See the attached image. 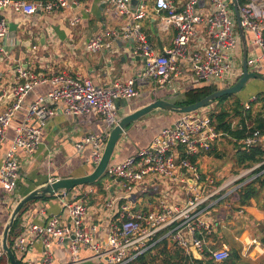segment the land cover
<instances>
[{"label":"built area","instance_id":"obj_1","mask_svg":"<svg viewBox=\"0 0 264 264\" xmlns=\"http://www.w3.org/2000/svg\"><path fill=\"white\" fill-rule=\"evenodd\" d=\"M108 1L111 12L128 19L120 30H110L106 34H111L114 42L131 43L132 52L145 60L144 69L123 81L98 88L87 77L67 72L46 76L30 70L32 62H19L13 83L0 91V146L8 139L9 131L14 132L0 165V186L6 193L11 194L18 187L19 152L30 157L39 149L43 130L56 116L60 104L64 105L62 111L65 115L105 120L109 131L105 138L89 134L75 145L78 151H83L87 145L92 147L87 162L94 168L102 159L110 131L121 119L119 102L137 98L140 86L155 84L154 91L169 87L185 75L180 64L191 70L190 84L215 85L218 90L234 86L243 76L242 46L233 0H183L180 5L170 0H156L155 9L163 14L160 26L175 29L173 45L164 53H158L142 31L141 22L147 16L144 3L133 7L134 0ZM236 1L242 27L252 36L251 44L255 50L248 55L249 71L260 73L264 71V0ZM80 3L81 0H0V54L10 59L16 48L10 23L2 15L5 10L32 16L37 12L53 14ZM78 21V18L71 20V25L75 26ZM109 47L103 36L91 40L86 50L99 52ZM46 84L52 89L33 101L23 122L13 127L14 117L23 110L25 98L35 88ZM257 101L256 95L251 96L243 103L245 111L252 110ZM212 106L177 115L173 125L162 129L147 148L108 167L103 188L109 191L108 182L119 181L124 188L119 200L124 204L118 206L117 219L110 225L105 238L97 239V228L85 225L90 211L87 197L94 189L84 195H75L72 190L68 194L56 195L62 197L63 209L70 222L64 223L61 215H50L41 224L27 220L12 250L23 257L36 245H42L44 257L41 264H53V245L66 243L70 252L68 264L82 263V248H87L94 257L107 264H136L141 257L153 253L160 243L167 241L202 262L193 264H206L207 261L222 264L229 260V249L208 248L205 236L211 229L203 217L208 208L220 200L213 202L214 198L232 196L259 176L252 173L254 176L250 175V179L239 183L237 178L222 187L216 186L215 179L202 176L199 160L213 150L222 136L213 124L216 118L212 116ZM246 129L249 132L242 140V149L250 152L260 148L264 152V133L254 131L248 123ZM263 165L264 162L251 172ZM161 179L168 186L164 185L162 189L158 207L150 211H134L133 205L143 187ZM180 186H187L188 197L186 201L175 202L171 191ZM114 204L115 201H111L108 206L113 208ZM4 254L0 252V257Z\"/></svg>","mask_w":264,"mask_h":264},{"label":"crops","instance_id":"obj_2","mask_svg":"<svg viewBox=\"0 0 264 264\" xmlns=\"http://www.w3.org/2000/svg\"><path fill=\"white\" fill-rule=\"evenodd\" d=\"M170 1L180 5L183 0ZM155 2L156 0H134L133 7L141 3L147 6V16L141 22L142 31L155 50L158 53H164L173 45L175 29L173 27L163 29L160 26L159 22L163 14L156 11ZM2 15L13 27L10 31L16 48L10 59L0 54V91L3 87H8L13 83L16 75L15 69L19 62H32L29 66L30 70L46 76L67 72L87 77L98 88L132 77L145 67V60L132 52L131 43L114 42L112 35L106 34L110 30H120L127 24L128 19L126 16H117L111 12L108 0H81L79 5L53 14L37 12L32 16H24L8 9ZM75 18L79 21L72 26L71 20ZM55 27L64 32V35L60 37ZM103 36L105 42L110 44L108 49L99 52L86 50L91 40ZM246 36L251 54L255 51L251 44L252 36L250 35L251 39L247 34ZM184 69L188 70V66ZM259 72L264 74V71ZM190 82L192 80H187L184 75L169 87L167 85L164 88H156L155 91L153 90L156 87L155 84L140 86L137 98L119 102V116L123 118L151 104L156 99L176 93L182 94L192 85H198L190 84ZM51 89L52 86L49 84L35 88L25 98L23 110L16 113L13 127L23 122L28 106L38 97L46 95ZM254 95L257 94L250 96ZM9 101L8 104H10ZM63 107V104L57 106L56 116L47 122L39 149L30 157L24 152H19L20 177L15 192L6 193L0 186V252H3L4 230L14 209L25 196L58 179L83 177L94 170L93 166L87 162L92 155V147L87 145L83 151H78L75 145L89 134L105 138L109 132L107 124L101 117L89 119L65 115L62 111ZM177 118V114L164 112H156L143 118L120 140L112 158V164L120 163L147 148L160 131L172 126ZM246 123L249 124V122ZM220 134L221 137H227L234 144H238L239 149L244 151L242 149L243 139L237 141L230 134L221 132ZM13 138L14 132L10 130L8 139L0 146V165ZM220 138L213 146V150L199 160L202 176L215 179L218 187L234 180L235 172L240 166L238 159L234 162L235 152L223 148L219 142ZM263 171L257 175L264 177ZM108 183L110 184L109 191L103 188L104 182L97 186H82L74 189L75 195H84L91 188L94 189L87 197L90 211L85 225L97 228L96 236L99 240L108 234L110 225L117 219L116 210L123 203L119 200L124 193L121 189L122 184L119 181ZM164 185L168 186L165 180L161 179L144 186L143 191L138 194L139 196L137 195V201L133 205L134 211L156 209ZM256 188L259 190L257 197L250 198L245 204L240 194L214 198L213 202L220 200L209 207L203 217L206 225L211 229L205 236L208 248L213 250L227 248L231 255L237 252L243 264H264V185L256 184ZM171 197L175 202L186 201L187 186L173 187ZM111 201H115L113 208L108 206ZM50 215H61L64 223L70 222L68 213L63 209L62 197L52 196L36 200L28 205L21 216L19 231L27 220L41 224ZM168 243L173 247V243ZM52 253L53 264L69 263L70 252L66 243L54 244ZM80 256L81 264H107L94 257L93 252L87 248L81 249ZM43 257V246L38 244L29 254L20 257L19 260L20 262L22 260L21 264H41Z\"/></svg>","mask_w":264,"mask_h":264},{"label":"water","instance_id":"obj_3","mask_svg":"<svg viewBox=\"0 0 264 264\" xmlns=\"http://www.w3.org/2000/svg\"><path fill=\"white\" fill-rule=\"evenodd\" d=\"M203 4L204 2L201 3L202 6ZM233 8L237 19L238 31L240 34L241 46L243 51L242 54L243 76L240 78V80L234 86L222 90H217L216 92L210 94L209 96L203 98L202 100L190 105L176 104L174 100L179 98L181 95V93H176L172 96L156 99L151 104L145 106L144 108L134 111L121 118L119 124L110 131L102 159L100 163L96 167H94V170L91 174L78 178L58 179L52 183L47 184L42 188H39L31 192L19 202V204L14 209L12 216L4 230L3 239H2L3 252H5V254L7 255L11 264H21L17 255L9 246V236L16 220L19 217L21 210L32 201L40 200L45 197L56 196L62 193L68 194L75 188L88 186L103 179L108 167L112 164V158L114 156L118 143L123 138V136L127 132H129L137 123H139L143 118L156 112H164L167 114H177V115L196 112L213 105L217 100L223 97L238 95L242 93L243 90L246 89V87L253 81H260L264 84V74L254 73L249 71V67H248L249 45H248L246 32L241 24V16L238 9V3L236 0H233ZM10 30L11 31L13 30L12 26H10ZM55 30L60 37L62 36V34L64 35V32L60 31L58 27H55Z\"/></svg>","mask_w":264,"mask_h":264},{"label":"trees","instance_id":"obj_4","mask_svg":"<svg viewBox=\"0 0 264 264\" xmlns=\"http://www.w3.org/2000/svg\"><path fill=\"white\" fill-rule=\"evenodd\" d=\"M217 90L212 86L205 83L198 84L191 86L190 88L186 89L184 92H182L181 97L183 96V101L178 103V105H190L193 103H196L203 98L209 96L210 94L216 92ZM230 96L223 97L218 101V104H224L226 100H228ZM257 102L254 104V106L258 103H263L264 105V95L257 94ZM178 102V101H177ZM236 109L235 112H237V115L242 114L244 108L243 104L240 101L236 102L235 105ZM216 116V117H215ZM213 116L217 120V130L221 133H227L232 135L237 141L242 140L246 137L245 131H246V122H249L250 125H252L255 130H261L264 133V113H260L257 116H254L251 114V110L245 112V117L241 121V126L243 127L242 130H237V132H233L231 130V123L228 120V117H230V114L228 111H222L220 114H216ZM240 150V149H239ZM264 161V152L261 151L260 148H254L250 152L246 151H239V163L240 165L249 167L250 164H259ZM264 170V165L256 169L254 172L256 174L262 172ZM103 179L99 180L98 182L88 185V186H97L102 184ZM256 184H259L260 186L264 185V177L259 176L257 179H255L253 182L243 186L239 194L241 195L242 202L245 204L250 198L257 197L258 191L256 188ZM85 187V186H84ZM48 197H45L43 199H47ZM34 201L30 202L28 205L33 203ZM28 205H26L20 212L18 219L16 220L10 236H9V246L12 248L15 239L18 237L22 229L19 231L20 228V221L21 216L23 212L27 209ZM174 247V248H173ZM169 246V243L167 241H164L160 243L157 248L155 249L154 253L158 251L157 255L163 258L168 252H171V248H173L176 252L172 255H169V258L171 256L170 260H166L165 264H170L171 260L175 261L174 264H193V263H202L201 261L197 259H193L189 257L185 251L180 249L179 247H175V245ZM177 248V249H176ZM153 253H150L148 255H145L141 257L136 264H149L151 259L152 263L154 264L153 258L150 256ZM19 257V256H18ZM20 258V257H19ZM11 264L6 254H4L2 257H0V264ZM22 262V260H21ZM206 264H217L213 261H207ZM222 264H243L241 256L235 252L231 255L230 259L225 261Z\"/></svg>","mask_w":264,"mask_h":264},{"label":"rangeland","instance_id":"obj_5","mask_svg":"<svg viewBox=\"0 0 264 264\" xmlns=\"http://www.w3.org/2000/svg\"><path fill=\"white\" fill-rule=\"evenodd\" d=\"M247 35H248V38L250 37V39H251L250 34H247ZM263 35H264V32H263ZM241 53L243 54L242 49H241ZM242 58H243V56H242ZM180 67L185 68V66H183V64H180ZM185 73L187 74V75L185 74L187 80L191 81L192 80L191 70H189V69L185 70ZM213 87L216 90H218L217 86L214 85ZM253 94L264 95V84L262 82H260V81L251 82L246 87V89L243 90L242 93H240L238 95L230 96V98L228 100H226V102L224 104H218V101H216L213 104L212 109H211V111L214 112V114L212 116H215L216 114H220L222 111H228L229 114H230V117H228V120L231 123V130L232 131L234 130L233 132H237L235 130H242L243 127L241 126V121L244 118L245 111L243 110L242 114L237 115V112H235V109H236L235 105H236L237 101L242 102V101L248 100L251 97L250 95H253ZM182 101H183V96L182 97L180 96L178 99H176L175 103L178 104L179 102L181 103ZM260 113H264V105H263V103H259V104L257 103L255 105V107H253L252 110H251V114L254 115V116H257ZM216 122H217V120L214 119L213 124L217 128V123ZM252 128H254V127L251 125V129ZM248 132H249V130L246 129L245 134H247ZM219 142H220V145L223 148H225V149L227 148L228 150H232V152H235L234 153V155H235L234 162H237V159L239 160V153L238 152L240 151L238 144H236V143L234 144V142L232 140H230L229 138H227V137H221ZM261 163H259V164H261ZM255 165H258V164H250L249 167L240 165L238 167V169L236 170V172H235V176H234L235 178L234 179L239 178V180H238L239 183H240V181H243V180H246V179H250L252 176H254V174H252V173H255V172H254V170H253V172H251V170L253 169V167L254 168L256 167ZM241 175H243V176H241ZM250 175H252V176H250ZM105 178L106 177L104 176L102 183L106 180ZM238 181H236V183H238ZM121 189L123 190L124 188L121 186ZM239 191L240 190H237V192H235L234 194L235 195L239 194L238 193ZM175 247H177V246L175 245ZM173 248H171L170 249L171 252H168L163 258H161L160 256L157 255L158 251L155 252L154 254H152L150 257L153 258L154 264H165L166 260H170L171 256L169 258V255H172L173 253L176 252ZM148 260H150L149 264H153L150 258H148ZM174 263H175V261L171 260L170 264H174Z\"/></svg>","mask_w":264,"mask_h":264}]
</instances>
